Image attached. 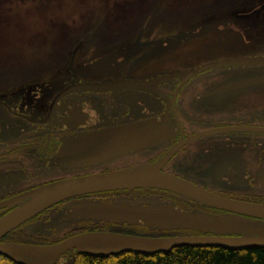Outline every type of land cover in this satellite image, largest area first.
Here are the masks:
<instances>
[{
    "label": "flooded vegetation",
    "instance_id": "flooded-vegetation-1",
    "mask_svg": "<svg viewBox=\"0 0 264 264\" xmlns=\"http://www.w3.org/2000/svg\"><path fill=\"white\" fill-rule=\"evenodd\" d=\"M263 3L264 0L260 5ZM255 8L254 12L259 6ZM258 30L264 34V27ZM140 40L139 36L136 44L139 52ZM140 56L101 57L105 69L94 76L75 70L80 62V57H75L67 69L51 72V79L44 83L16 87L0 94V205L60 180L120 172L165 159L164 172L224 197L264 204V184L259 176L264 174V92L255 93L264 88V83L212 94L231 83L264 78V65L209 69L177 76L203 64L144 69L142 61L146 57ZM250 57H264V46H254L248 53L237 52L218 60ZM155 79L159 80L150 91L126 84ZM117 82H122V86H107L103 91L79 89V85ZM218 98L230 99L231 103L223 107L211 102ZM234 99L239 103L235 104ZM196 102H203L204 106ZM145 122L155 124L159 137L150 148L123 154L87 152L90 148L99 149L101 142L97 137L120 140L107 134ZM117 194L68 200L31 223L46 216V221L54 223L57 219L59 224L60 216L66 214L72 203L103 201ZM180 206L194 207L186 203ZM8 212L0 207V218ZM203 214L226 213L203 209ZM93 226L105 230L111 227L105 223H83L69 227L64 233L88 232ZM112 227L121 229L118 225ZM14 232L23 233L21 228Z\"/></svg>",
    "mask_w": 264,
    "mask_h": 264
},
{
    "label": "water",
    "instance_id": "water-1",
    "mask_svg": "<svg viewBox=\"0 0 264 264\" xmlns=\"http://www.w3.org/2000/svg\"><path fill=\"white\" fill-rule=\"evenodd\" d=\"M264 64V57L227 59L207 64L188 73L190 76L208 69L229 66ZM173 75V76H175ZM155 80L127 82L131 88L150 91ZM250 84L264 83L263 78L250 80ZM243 84V83H242ZM236 85H239L238 83ZM230 84L212 94L230 90ZM122 86V82L105 85H79L82 91H103L105 87ZM155 124L145 122L127 127L122 131L101 135L97 151L87 149L89 154H123L150 148L157 142ZM164 161L138 168L82 177L68 178L34 189L1 207L12 209L0 218V240L10 232L29 222L40 213L71 198L84 195L122 190H160L195 201L207 208L226 212L223 216L187 212L171 204L142 205L122 201L78 202L70 206L64 219H88L115 224L143 225L148 229L192 230L199 236L139 237L116 233H88L68 238L60 243L35 246L18 243H0V255L17 264H57L60 258L76 250L79 254L107 258L124 253L155 255L168 253L174 248L221 247L228 250L264 249V205L233 200L216 195L178 176L164 173ZM260 180L264 184V174ZM210 234L211 236H208Z\"/></svg>",
    "mask_w": 264,
    "mask_h": 264
},
{
    "label": "rangeland",
    "instance_id": "rangeland-1",
    "mask_svg": "<svg viewBox=\"0 0 264 264\" xmlns=\"http://www.w3.org/2000/svg\"><path fill=\"white\" fill-rule=\"evenodd\" d=\"M261 1L115 0V6L105 18V23L118 21L123 28H131L140 26L146 16L151 15L159 19L163 18V15H176L173 17L176 19L172 21H159V25L149 32L152 34L149 35L151 37L148 41L143 38L142 46L148 47V50L140 56L146 57L142 61L143 68H167L179 64L205 65L237 52L248 53L254 46H264V34L258 30L264 27V3L260 5ZM258 6L259 9L254 12L253 8ZM83 9L79 0H0V44L9 47L14 53L22 48L25 55L0 57V94L24 84L46 82L51 79L49 78L51 70L67 61V57H33L32 38L27 30L30 19L36 21L41 12L46 14V20L49 22L52 15L57 13L69 12L71 17L75 18L77 10ZM89 13H92L91 7ZM96 23L95 18L93 20L89 18L87 21L81 19L79 25L89 29ZM35 39L37 40L38 37ZM156 41L160 42L154 44ZM53 46H58L55 38L49 40L47 48ZM137 53L139 47L136 44L119 47L108 55L93 50L87 53L79 52L76 55H80L78 56L80 62L75 70L89 76L99 75L100 69H105L101 57H134ZM54 55L59 54L54 51ZM225 80L228 81L230 78ZM258 92H264V88L255 91ZM211 102L224 107L229 105L231 100L218 98ZM234 102L239 103V100L234 99ZM202 103L196 102L200 105ZM115 199L142 205L177 204L176 200L153 194L141 195L138 198ZM50 214L52 216L53 211ZM45 219L46 216L37 222L27 224L22 228V232L25 235H40L50 234L54 230V234L58 236L68 228L67 225ZM63 262L64 259L59 264Z\"/></svg>",
    "mask_w": 264,
    "mask_h": 264
},
{
    "label": "trees",
    "instance_id": "trees-1",
    "mask_svg": "<svg viewBox=\"0 0 264 264\" xmlns=\"http://www.w3.org/2000/svg\"><path fill=\"white\" fill-rule=\"evenodd\" d=\"M79 3L84 9L82 11L77 10L75 18H72L69 12H66L67 14L57 13L52 15V19L49 22L46 20V14L41 12L39 14L40 19L38 18L36 21L30 19L27 30L32 38L33 57H70L74 52L84 53L91 50L99 52L118 46L123 42H129L137 33L145 32L159 25L158 22L161 20L172 21L176 19L173 18L176 15H163L164 17L159 19L150 15L144 17L138 27L123 28L118 21L105 23V18L110 15L112 7L115 6V0H79ZM90 7L92 8V13H89ZM89 18L92 20L95 18L97 23L92 24L89 29H86L85 26H80L81 19L87 21ZM76 22H79L80 25ZM116 25L119 27H115ZM35 37H38V39L36 40ZM49 38L52 40L55 38L58 46L47 48ZM54 51L59 55H54ZM14 54L24 55V50L20 48L14 53L9 47L0 44V57H14ZM151 192L167 196V192ZM121 194L124 193H118L117 195L120 196ZM93 227L88 232L103 230ZM124 227H126L125 230L114 229L115 227L113 228L112 226L108 228L113 233L137 236L157 237L161 236L162 233L157 229H148L143 226ZM69 236L70 234H66L54 240L44 236H30L28 237V243L52 244ZM24 238L23 235L14 232L5 237L4 241L23 242ZM0 264L16 263L4 256H0ZM63 264H264V249L228 250L221 247L182 246L174 248L168 253L155 255L125 253L107 258L81 255L73 251L64 257Z\"/></svg>",
    "mask_w": 264,
    "mask_h": 264
}]
</instances>
